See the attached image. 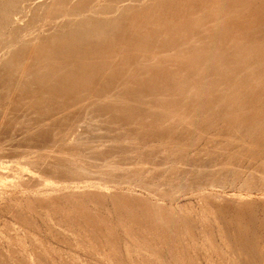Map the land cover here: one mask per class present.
<instances>
[{"label":"rangeland","instance_id":"rangeland-1","mask_svg":"<svg viewBox=\"0 0 264 264\" xmlns=\"http://www.w3.org/2000/svg\"><path fill=\"white\" fill-rule=\"evenodd\" d=\"M97 1L89 0L85 11L72 14L71 3L48 15L44 7L27 31L0 29V264H264V204L258 198L264 188V0H217L212 9L214 0L164 1L159 17L166 15L168 25L195 15L202 26L225 28V37L218 49L214 34L191 41L196 48L210 45L209 56L214 54L193 68L196 72L186 70L189 74L185 71L168 91L151 88L144 95L148 104L132 103L134 109L118 99L88 102L80 92L90 88L80 81L71 86L68 72L45 75L59 78L58 85L67 83L55 92L41 89L51 81H40L38 71L18 81L28 49L93 17L113 21L92 36L58 45L51 62L85 63L81 74L74 67L79 80L152 75L138 65H154L162 60L160 54L112 55L139 28L129 23L138 0H121L131 6L112 14L94 9H115L118 0ZM157 1L145 0L144 6ZM1 13L0 7V18ZM202 26L198 23L196 34ZM42 27L48 30L42 33ZM17 51L21 56L10 67ZM43 65L35 68L43 70Z\"/></svg>","mask_w":264,"mask_h":264},{"label":"bare ground","instance_id":"bare-ground-1","mask_svg":"<svg viewBox=\"0 0 264 264\" xmlns=\"http://www.w3.org/2000/svg\"><path fill=\"white\" fill-rule=\"evenodd\" d=\"M102 1V0H101ZM100 1V2H101ZM148 1V0H147ZM156 1V0H154ZM164 1H170V0H158L157 2H151L149 4H147V7L144 6L145 0H138L139 2V6L138 8L135 9V13L133 14V17L129 18V23L130 22H135L137 26H139V28L133 29V32L128 36L123 38L124 42L121 45L122 49H118L115 50L112 55H118L119 57H124V54L126 56H128L129 54H131L132 51H136L137 52H147V53H151L152 56H157L158 54H160L161 56L159 57L160 59L162 58V60H157L154 65L152 64H143V65H138V69H144V71L150 72L152 75H150L149 77H143V78H124V79H120L118 80H111L110 78L104 79V80H99V79H93V78H88V79H76V73H75V68H77V70L83 73L84 71V65L85 63H79L74 65L72 62H68L66 61L67 59H63L60 60L58 62H51V60L53 58H55V55L57 54V49L59 46L61 47L62 45H70L68 44L70 41H73L75 39H79V38H84L85 36H92V34L97 33V31L101 30V27L107 25L108 23L112 22L113 19H103V20H97L93 18H86L83 20H80V22H78L77 26L70 32H65L64 34L59 35L60 33L58 32H51L52 34L50 35V39H45V40H41V42L39 43L38 47H33L30 48V50L28 49V54H26V59L24 60V62L21 63V66L19 67V74L18 77L19 79H17L18 81L20 79L23 78V74H31V73H35L36 71L41 72L42 75H40L38 77V79L40 81L45 79H48V81L50 82V85L48 87H45L44 85L41 86V89H46L47 91L49 90L50 92H55L57 90V88H59L60 86L66 85L65 83H62L60 85H58L59 83V78H50V77H46L45 75H51V74H59V73H69L70 77L69 78V82L70 85L72 86H77L75 83L78 84V81H80V84L82 85H87V88H90V91H87L88 93L84 94L82 93V90L80 92L81 97L84 96L85 99L88 100L89 99H95L94 97H100V98H104L105 101L106 100H110L113 101V99H118V100H122L127 102L129 105H131L132 103H141V104H148V100H146L145 98H148L146 96H144L145 94L150 93L149 90L151 88H154V90H156L155 92H159L161 93L162 90H166L167 87H171V85L173 86V84L176 86L179 82V80L181 79V76L183 73H185L186 70H188L189 72H191V69L195 68L196 66H200L201 63H203L204 60H208V57H212L209 56V53L211 52L212 48H210V45L207 46H202V47H193L191 44V41L193 40H198V38L200 37L201 39L203 37H208V35H212L214 34V36H216V38L218 39L217 44L215 45V48L218 49L219 47H221L222 42L220 40L221 35H223L225 37V28L222 27H209V26H202V23L200 22V20L195 16L192 15L189 18H185L181 20L183 21V24H175V23H171L170 25L167 24V16L165 15L163 18L159 17V15L165 10L164 9ZM226 1V0H225ZM235 3H239L243 0H233ZM73 2V3H72ZM99 3V0L97 1ZM103 2V1H102ZM116 2V1H115ZM71 3V7L69 8V13H75L76 11H82V10H86V6L89 3V0H0V4H1V18H0V29L2 28H6L7 26L9 27V32H15V31H22L24 28H27V26L29 27L33 20L36 17V15H38V13L40 14V11L45 7V13L48 15V12L50 14H54V13H58L59 11H61L63 9V7L66 4H70ZM118 4H116V8L114 9V7L112 8L111 6H104L102 5L101 7H97L94 9V12L96 13H100V14H112L116 9H126L129 6H131V3H126V2H122L121 0L117 1ZM214 3H217V0H214L213 2H210L209 7L210 9L213 8V6L215 5ZM97 4V3H96ZM95 4V5H96ZM142 5V6H141ZM93 7V6H92ZM41 15V14H40ZM69 15V14H68ZM100 16V15H99ZM102 16V15H101ZM105 16V15H104ZM112 15H110L111 17ZM38 17V16H37ZM109 17V16H107ZM114 17V15H113ZM105 18V17H104ZM99 19V18H98ZM39 20V19H38ZM62 20V19H61ZM68 20V19H67ZM181 20H179L178 22H180ZM76 21V20H74ZM73 21V23H74ZM31 23V24H30ZM72 23V24H73ZM201 24L202 28L199 30V32L196 34L195 33V28L197 27V25ZM30 24V25H29ZM45 25V23H44ZM50 25V24H49ZM43 26V24H42ZM69 26V24H68ZM46 27V26H45ZM50 27V26H49ZM31 28V27H30ZM15 29V30H13ZM27 31V29H25ZM23 30V31H25ZM36 30V29H35ZM44 30H48V28H44L42 27L40 32L42 31V33L44 32ZM64 30V29H63ZM104 31V30H103ZM8 32V35H9ZM76 32H78V34L76 35ZM108 32V31H107ZM24 33V32H23ZM63 33V32H62ZM103 33V32H102ZM41 34V33H40ZM13 35V34H12ZM16 35V34H15ZM18 35H20L18 33ZM43 36L46 35L45 33L42 34ZM30 37V36H29ZM38 37V34H37ZM40 37V36H39ZM39 37L37 39H39ZM13 38V37H12ZM42 38V37H40ZM45 38V36H44ZM214 38V37H213ZM10 40V39H9ZM12 40V39H11ZM64 43V44H63ZM2 44V43H1ZM23 45V44H22ZM20 45V46H22ZM26 45V44H25ZM28 45V44H27ZM59 45V46H58ZM2 46V45H1ZM234 46V45H233ZM2 48V47H1ZM15 49V48H14ZM3 50V49H2ZM258 52H260L259 49H257ZM222 51V50H221ZM223 52V51H222ZM257 52V53H258ZM262 52V51H261ZM70 53L72 54L73 51H70ZM241 53V52H240ZM256 53V54H257ZM264 53V52H263ZM263 53H259V58L262 57L260 54ZM223 54V53H222ZM251 55V54H250ZM254 55V53H253ZM264 55V54H263ZM21 56V51H17L15 52L11 57H10V67L13 66V64H15V62L20 58ZM23 56V55H22ZM62 56V55H61ZM252 56V55H251ZM66 57V56H65ZM22 58V57H21ZM256 58V59H259ZM6 59V58H5ZM251 59H254L253 57ZM250 59V60H251ZM262 59V58H260ZM259 59V60H260ZM248 61H244V63H247ZM18 63V62H17ZM44 64L43 65V70H38L35 68L36 64ZM153 63V62H152ZM208 64V62H206ZM8 66V65H7ZM151 66H154L151 67ZM206 66V65H205ZM220 66V65H216L215 67ZM240 67L242 65H239ZM243 66H246L245 64ZM242 66V67H243ZM208 67V66H207ZM228 67V66H227ZM233 67V66H232ZM212 68V67H210ZM218 68V67H217ZM236 68V66L234 67ZM2 69V66H1ZM213 69V68H212ZM216 69V68H215ZM237 72H238V66H237ZM16 70V71H18ZM134 70V69H133ZM132 70V71H133ZM137 70V68H136ZM196 72V69H193ZM3 71V70H2ZM9 71V70H8ZM15 71V72H16ZM142 71V70H141ZM136 72V71H135ZM187 72V71H186ZM193 72V71H192ZM202 72V71H201ZM235 73L236 71H232V73ZM7 73V72H6ZM17 73V72H16ZM133 73V72H132ZM138 73V72H137ZM188 73V72H187ZM185 73V75L187 74ZM2 74V73H1ZM0 74V75H1ZM120 74V73H119ZM189 74V73H188ZM219 74V73H218ZM222 74V73H221ZM135 75V74H134ZM233 75V74H231ZM33 76V75H32ZM191 76V74H190ZM8 77V75H7ZM17 77V75H16ZM189 77V76H187ZM200 77V75H199ZM5 78V77H4ZM28 78V77H27ZM31 78V76L29 77ZM28 78V79H29ZM111 78H115V77H111ZM185 78V77H184ZM183 78V79H184ZM198 78V77H197ZM196 78V79H197ZM217 78V77H216ZM230 78V76H229ZM232 78V77H231ZM16 79V78H15ZM27 79V82H28ZM117 79V77L115 78ZM182 79V80H183ZM225 79V78H223ZM34 80V79H32ZM67 80V79H64ZM214 80V79H213ZM220 80V79H218ZM222 80V78H221ZM226 80V79H225ZM225 80H224V84H225ZM4 81V80H3ZM12 81V80H11ZM195 81V80H194ZM194 81H192L194 83ZM206 81V80H205ZM1 82V81H0ZM14 82V81H13ZM22 82V81H21ZM223 82V81H222ZM232 82V81H231ZM230 82V83H231ZM9 83V82H7ZM117 83V84H116ZM206 83V82H205ZM221 83V81H220ZM48 84V83H47ZM208 84V83H207ZM218 85V83H216ZM227 84H229L227 82ZM238 84V83H237ZM113 85L117 86V88L121 91H117L114 89ZM199 85V84H198ZM197 85V86H198ZM201 85V84H200ZM32 86V85H31ZM59 86V87H58ZM213 86V85H212ZM224 86V85H223ZM66 87V86H64ZM185 87V85H184ZM199 87V86H198ZM206 86L204 85V87L201 85V87L199 88H205ZM208 87V86H207ZM24 87L22 86V89ZM33 88V87H31ZM35 88V87H34ZM33 88V90H34ZM37 88V87H36ZM195 88V87H194ZM196 87V90L199 89ZM214 88H216L215 84H214ZM212 88V90L214 89ZM27 89V88H26ZM30 89V87H29ZM80 89V86L78 85L77 90ZM211 89V88H209ZM25 90V89H23ZM37 90V89H36ZM182 90V89H181ZM203 90V89H202ZM48 91V92H49ZM136 91H139L140 94L142 95H138V94H134ZM168 91V90H166ZM206 91V90H205ZM28 92V91H27ZM36 92V91H35ZM132 92V93H131ZM142 92V93H141ZM199 92V91H198ZM197 92V94H198ZM10 93H12L10 91ZM14 93V92H13ZM21 93V92H20ZM25 93V92H22ZM44 93V92H43ZM47 93V92H46ZM211 93V90L210 92ZM29 95V93H26ZM35 94V93H34ZM12 95V94H11ZM25 95V94H23ZM189 95H191L189 93ZM202 95V94H201ZM197 96V95H196ZM195 96V97H196ZM240 96V95H239ZM20 97V96H19ZM44 97V95H43ZM47 97V96H46ZM51 98H53V96H50ZM48 97V98H50ZM185 97V96H184ZM190 97V96H189ZM37 98V97H36ZM66 98V97H65ZM172 98V97H171ZM178 98V97H177ZM176 100H179L177 99ZM11 99V98H10ZM14 99V98H13ZM35 99V98H34ZM72 99V98H70ZM156 99V98H155ZM15 100V99H14ZM39 100V99H38ZM46 100V98H45ZM63 99L61 98V101ZM151 100V99H150ZM149 100V101H150ZM175 102H178L176 101ZM37 101V99H36ZM66 101V100H63ZM84 101V100H83ZM105 101L103 102V105L105 103ZM109 101V102H110ZM121 101V102H122ZM24 102V101H23ZM47 102V100H46ZM51 102V101H50ZM85 102V101H84ZM108 102V101H107ZM119 101V103H121ZM153 102V101H152ZM174 102V103H175ZM54 103V102H53ZM111 103V102H110ZM113 103V102H112ZM118 103V101H117ZM173 103V102H172ZM11 104V103H10ZM102 104V103H101ZM106 104V103H105ZM124 104V103H123ZM177 104V103H176ZM224 104V103H223ZM51 105V104H50ZM65 105V104H64ZM12 107V105H10ZM53 106V104H52ZM95 106V105H94ZM126 106V105H121ZM171 106V105H169ZM57 107V106H56ZM96 107H99V104L96 103ZM106 107V106H105ZM104 107V108H105ZM115 107H117V105H115ZM129 107V106H128ZM131 107L134 109V105H131ZM131 107H129V113L130 114H136L135 110H133L134 112H130ZM224 107V106H222ZM6 108H9L6 106ZM16 108V107H15ZM52 108V107H51ZM55 108V106L53 107ZM102 106V109H104ZM120 108V107H119ZM122 108V107H121ZM127 108V106H126ZM138 108H140L138 106ZM146 108V107H145ZM13 109V108H12ZM59 109V108H58ZM94 109V108H93ZM102 109L100 111H102ZM111 109V108H110ZM142 109V108H141ZM172 109V108H171ZM176 109H178L176 107ZM184 109V108H183ZM192 109V108H191ZM223 109V108H222ZM14 110V109H13ZM92 110V109H91ZM96 110V109H95ZM105 110V109H104ZM118 110V107H117ZM131 110V111H132ZM137 110V109H136ZM140 110V109H139ZM200 110V109H199ZM2 111V110H1ZM107 111V110H105ZM105 111L103 113H105ZM165 111V110H163ZM197 111V110H196ZM219 111V109H218ZM57 112V111H56ZM64 112V111H63ZM93 112V110H92ZM124 110L121 112L123 113ZM139 112V111H138ZM169 112V111H167ZM184 112H187V110L182 111V113L184 114ZM220 112V111H219ZM9 113V112H8ZM11 113V112H10ZM60 113V112H59ZM96 114V112H94ZM99 113V112H98ZM97 113V114H98ZM103 113L101 112V114L103 115ZM120 113V112H119ZM120 113V114H121ZM128 113V111H127ZM188 113V112H187ZM215 113V112H214ZM218 113V112H217ZM4 114V112H3ZM56 113L52 114L53 117L55 118ZM100 113L98 115H101ZM119 114V115H120ZM125 114V113H124ZM152 114V113H150ZM170 116L171 114L168 113ZM167 114V117H168ZM175 114V112H174ZM173 114V115H174ZM186 114V113H185ZM211 114H213V112H211ZM15 115V114H14ZM51 115V114H49ZM55 115V116H54ZM59 115V114H58ZM110 115H112L110 113ZM109 115V116H110ZM114 115V114H113ZM110 116L111 118L113 117ZM116 115V114H115ZM114 115V118H115ZM118 115V116H119ZM126 116H128L127 114H125ZM124 116H120L118 119H122L121 117H125ZM182 115V114H181ZM181 115H178L177 118H180ZM208 115V114H207ZM206 115V116H207ZM218 115V114H217ZM1 116L2 113H1ZM135 116V115H133ZM150 116V115H149ZM183 116V115H182ZM186 116V115H185ZM8 117V116H7ZM50 117V116H49ZM57 117V116H56ZM136 117V116H135ZM153 117V116H152ZM159 117V115H158ZM176 117V116H175ZM212 117V116H210ZM210 117H206L208 118V120H210ZM219 117V115H218ZM12 118V116H11ZM110 118V121H111ZM112 118V119H114ZM128 118L132 119V117L130 118V116H128L127 121L130 122L128 120ZM151 118V117H150ZM154 118V117H153ZM182 118V117H181ZM124 119V118H123ZM161 119V118H160ZM194 119V118H193ZM6 120V119H5ZM109 120V119H108ZM117 120V119H116ZM115 120V121H116ZM152 120V119H151ZM204 119H202L203 122ZM114 121V120H112ZM118 121V120H117ZM124 120H122L121 123H123ZM186 121V120H185ZM240 122H245L247 121L246 118H243V120L239 119ZM126 122V120H125ZM205 122V121H204ZM237 122V120H236ZM235 122V123H236ZM119 123V122H118ZM127 123V122H126ZM132 123V122H131ZM168 123V122H167ZM171 123V121H170ZM207 123V122H206ZM234 123V125L236 126V124ZM248 125V123H246ZM145 125V124H144ZM222 125V124H221ZM233 125V124H232ZM231 125V126H232ZM147 126V125H146ZM174 126V123H173ZM234 126V128H235ZM241 126V125H240ZM165 127V126H164ZM198 128V126H196ZM137 128V127H136ZM194 128V126L192 127ZM128 129V128H126ZM161 129V128H160ZM196 129V128H195ZM194 129V131H195ZM226 129V128H225ZM131 130V127H130ZM142 130V129H141ZM181 130V129H179ZM222 130V129H221ZM224 130V129H223ZM222 130V131H223ZM227 130V129H226ZM225 130V131H226ZM230 130V129H229ZM234 130V129H233ZM31 131V130H30ZM145 131V130H144ZM143 131V133H144ZM166 131V129H165ZM183 131V130H182ZM224 131V132H225ZM39 132V131H38ZM42 132V131H41ZM122 132V131H121ZM133 132V131H131ZM138 132V131H137ZM146 132V131H145ZM147 132L149 133V131L147 130ZM152 132V131H150ZM192 132V130H191ZM217 132V131H216ZM231 132V131H230ZM233 132V131H232ZM242 132V131H240ZM32 133V132H31ZM123 133V132H122ZM121 133V134H122ZM153 133V132H152ZM157 132H154V134H156ZM182 133V132H181ZM180 133V134H181ZM185 132H183L184 134ZM187 133V132H186ZM195 133V132H194ZM227 134V132H225ZM224 133V134H225ZM35 134V132H34ZM138 134V133H137ZM153 134V135H154ZM176 134V133H175ZM179 134V135H180ZM182 134V135H183ZM189 134V133H188ZM193 134V133H191ZM217 135V133H215ZM235 134V133H234ZM41 135V134H40ZM129 135V134H127ZM152 135V134H150ZM157 136L161 137L160 134H156ZM155 135V136H156ZM163 135V134H161ZM166 133L163 135L165 136ZM178 135V134H177ZM178 135V136H179ZM185 135V134H184ZM190 135V134H189ZM223 135V134H222ZM222 135L219 134V136L221 137ZM36 136V135H35ZM122 136V135H121ZM186 136V135H185ZM193 136V135H192ZM128 137V136H127ZM188 137V136H187ZM218 137V136H217ZM235 137V136H234ZM252 137V136H251ZM138 138V137H137ZM140 138V137H139ZM138 138V139H139ZM147 138V137H146ZM150 138V137H149ZM158 138V137H157ZM179 139L181 138V135L178 137ZM177 138V140H178ZM183 138V136H182ZM191 138V137H190ZM189 138V139H190ZM216 138V136H215ZM222 138V137H221ZM143 139V138H142ZM170 139H176L175 137L171 136ZM218 139H220L218 137ZM151 140V139H149ZM156 140V139H155ZM176 140V141H177ZM228 140V139H227ZM230 140V139H229ZM144 141V140H143ZM166 141H169L166 140ZM172 141V140H170ZM179 141V140H178ZM190 141V140H188ZM138 142V141H137ZM249 142V141H247ZM139 143V142H138ZM161 143V142H160ZM165 143V142H164ZM226 143V142H225ZM233 144V143H232ZM140 145V144H139ZM165 145V144H164ZM141 146V145H140ZM167 146V145H165ZM204 146V145H203ZM168 147V146H167ZM204 148V147H203ZM250 148V147H249ZM163 149V148H162ZM168 149V148H167ZM237 150V149H236ZM239 150V149H238ZM170 151V150H169ZM61 152V151H60ZM171 152V151H170ZM63 153H65V151H63ZM237 153V152H236ZM60 154V153H59ZM238 154V153H237ZM249 154V153H247ZM61 155V154H60ZM58 157V156H57ZM56 157V158H57ZM226 158V157H225ZM244 158V157H243ZM55 159V158H54ZM252 160V159H251ZM220 161V159H219ZM232 161V160H230ZM250 161V160H249ZM184 162V161H183ZM182 162V163H183ZM251 162V161H250ZM186 163V162H185ZM235 163V161H234ZM220 164V163H219ZM247 164V163H246ZM240 165V164H239ZM181 166V165H180ZM219 167V166H218ZM174 168V167H173ZM226 168V167H225ZM185 169V168H184ZM244 169V168H243ZM175 170V169H174ZM179 170V169H178ZM181 170V169H180ZM210 170V169H209ZM230 170V169H229ZM236 170V169H235ZM252 170V169H251ZM183 171V170H181ZM257 171V170H256ZM259 171V170H258ZM172 172V171H171ZM178 172V171H177ZM250 172V171H249ZM254 173V172H253ZM176 174V173H175ZM248 174V172H247ZM250 175V174H249ZM31 176V175H30ZM247 176V175H246ZM245 176V177H246ZM260 176V175H259ZM249 177V176H248ZM257 178V177H256ZM255 178V179H256ZM260 195L258 196V198L261 200V203L264 204V188H261V191H259ZM233 197V196H232ZM238 199V198H237ZM141 204V203H140ZM147 204V203H146ZM164 204V203H163ZM162 204V205H163ZM236 204V203H235ZM78 206V204H77ZM74 207H76L74 205ZM149 208V206H146ZM144 208V207H141ZM248 209V208H247ZM86 210V209H85ZM234 210V208H233ZM232 210V211H233ZM121 211V210H120ZM146 211V210H145ZM151 211V210H150ZM149 211V212H150ZM231 211V210H230ZM76 212V211H75ZM144 212V211H143ZM147 212V211H146ZM156 212V211H155ZM166 212V211H165ZM234 212V211H233ZM83 213V212H82ZM128 213V212H127ZM148 213V212H147ZM146 213V214H147ZM167 213V212H166ZM136 214V213H135ZM151 214V213H150ZM233 214V213H232ZM130 215V214H129ZM157 215V214H156ZM168 215V214H167ZM166 215V217H167ZM220 215L221 212H220ZM117 216V215H116ZM149 216V215H147ZM121 217V216H120ZM164 217V216H163ZM122 218V217H121ZM131 218V217H130ZM58 219V218H57ZM59 219H61L59 217ZM149 219V218H148ZM165 219V218H164ZM169 219V218H168ZM145 220V219H144ZM167 220V219H165ZM57 221V220H56ZM59 223V220L57 221ZM61 223V222H60ZM170 224V223H169ZM130 226V225H129ZM132 226V224H131ZM242 226V224H241ZM148 227V226H147ZM134 229V228H133ZM149 229V228H148ZM152 230V229H151ZM130 231V230H129ZM136 231V230H135ZM138 232V231H137ZM154 232V231H153ZM151 232V233H153ZM156 234V233H155ZM141 235V234H140ZM133 236V235H132ZM136 237V236H135ZM173 237V236H172ZM137 238V237H136ZM244 242V241H243ZM226 243V242H225ZM241 245V244H240ZM228 246V243H227ZM111 247V246H110ZM235 247V246H233ZM113 248V247H112ZM237 248V247H236ZM235 251V250H234ZM23 252V251H22ZM26 252V251H25ZM34 253V251H33ZM24 254V253H23ZM169 254V253H168ZM154 255V254H153ZM170 257V256H169ZM27 259V258H26ZM36 260V259H35ZM236 260V259H235ZM232 262V260H230ZM164 262V260H163ZM236 262V261H235ZM235 262H233L235 264ZM28 263V262H27ZM26 263V264H27ZM232 263V264H233ZM237 263V262H236ZM250 264V263H249Z\"/></svg>","mask_w":264,"mask_h":264}]
</instances>
